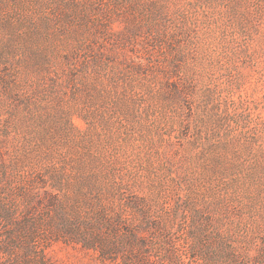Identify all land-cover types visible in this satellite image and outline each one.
Here are the masks:
<instances>
[{
  "label": "rangeland",
  "instance_id": "374dc122",
  "mask_svg": "<svg viewBox=\"0 0 264 264\" xmlns=\"http://www.w3.org/2000/svg\"><path fill=\"white\" fill-rule=\"evenodd\" d=\"M25 182L80 211L101 186L151 264H205L194 228L263 258L264 0H0V192Z\"/></svg>",
  "mask_w": 264,
  "mask_h": 264
},
{
  "label": "trees",
  "instance_id": "16d2710c",
  "mask_svg": "<svg viewBox=\"0 0 264 264\" xmlns=\"http://www.w3.org/2000/svg\"><path fill=\"white\" fill-rule=\"evenodd\" d=\"M29 183L14 188V197L11 194L9 199L0 192V264H64L52 256L55 244L92 252L103 264H151L148 236L135 228L123 236V214L113 196H103L101 186L88 183L97 195L80 211L55 193L46 191L34 197ZM144 228L151 242L156 240V231L147 224ZM190 232L194 238L190 252L205 264H264V257L249 259L226 249L220 237L211 241L201 239L198 228ZM164 252L171 264H181L180 253Z\"/></svg>",
  "mask_w": 264,
  "mask_h": 264
}]
</instances>
